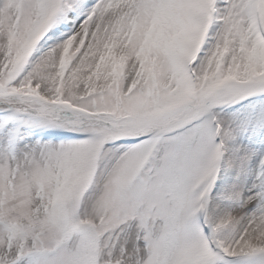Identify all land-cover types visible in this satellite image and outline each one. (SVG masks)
Here are the masks:
<instances>
[{
	"label": "snow or ice",
	"instance_id": "snow-or-ice-1",
	"mask_svg": "<svg viewBox=\"0 0 264 264\" xmlns=\"http://www.w3.org/2000/svg\"><path fill=\"white\" fill-rule=\"evenodd\" d=\"M0 264H264V0H0Z\"/></svg>",
	"mask_w": 264,
	"mask_h": 264
}]
</instances>
